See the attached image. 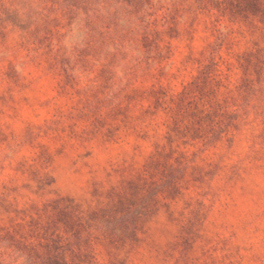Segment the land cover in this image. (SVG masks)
I'll return each instance as SVG.
<instances>
[{"label":"rangeland","instance_id":"374dc122","mask_svg":"<svg viewBox=\"0 0 264 264\" xmlns=\"http://www.w3.org/2000/svg\"><path fill=\"white\" fill-rule=\"evenodd\" d=\"M0 264H264V0H0Z\"/></svg>","mask_w":264,"mask_h":264}]
</instances>
